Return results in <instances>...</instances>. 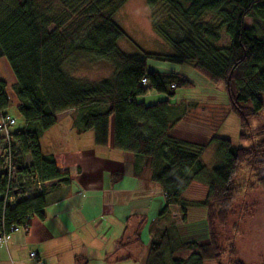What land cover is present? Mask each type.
<instances>
[{
    "label": "trees",
    "instance_id": "16d2710c",
    "mask_svg": "<svg viewBox=\"0 0 264 264\" xmlns=\"http://www.w3.org/2000/svg\"><path fill=\"white\" fill-rule=\"evenodd\" d=\"M126 1L0 0V58L7 60L15 77L17 110L25 125L11 132V166L18 177L36 174L43 184H67L68 176L56 171L52 158L41 155L39 137L55 125L57 114L80 111L72 120L75 133L91 132L94 146L104 148L113 117L112 148L148 161L149 180L164 196L162 214L176 206L183 221L182 194L192 183L207 187L205 200L199 204L206 211V240L173 248L170 238L175 228L169 225L162 230L164 234L158 232L156 241L150 240L147 264H164L162 252L155 253L167 249L169 243L170 253L195 250L188 259L172 260L171 264H221L219 230L226 227L232 214L236 179L243 167L264 192V118L253 131L249 125L264 110L259 99L264 95V0H144L153 32L173 50L167 55H125L118 50L117 41L124 33L112 18ZM209 16L214 20L206 21ZM246 19L251 20L250 28ZM222 28L229 39L227 47L215 45ZM81 58L107 62L111 77L91 85L68 77L63 66ZM149 63L186 64L210 85L223 84L229 111L238 118L242 130L238 139H251V145L236 147L217 137L200 145L171 137L169 131L180 119H169L170 99L177 90L192 84L180 73ZM4 89L0 80L1 112L8 105ZM151 91L168 99L152 105L136 101ZM210 146L222 162L206 176L200 159ZM25 156L30 159L29 166L23 163ZM6 184L0 177V222L6 227H27L31 216L43 218L45 192L9 207L4 203ZM25 190L21 185L17 193ZM230 264L243 263L234 260Z\"/></svg>",
    "mask_w": 264,
    "mask_h": 264
},
{
    "label": "crops",
    "instance_id": "0c3cea01",
    "mask_svg": "<svg viewBox=\"0 0 264 264\" xmlns=\"http://www.w3.org/2000/svg\"><path fill=\"white\" fill-rule=\"evenodd\" d=\"M190 109L179 108L172 119L180 120L169 134L204 145L210 134L185 116ZM79 113L57 114L55 125L42 134L47 144L38 143L41 155L51 157L56 171L66 174L69 182L44 184L43 218L31 216L26 231L0 245V264H147L150 240L156 241L158 232L169 225L175 228L173 248L185 243L176 206L168 207L167 213L174 208L172 222H159L166 216L164 196L149 180L148 161L114 150L110 131L104 148L94 146L91 132L77 135L72 120Z\"/></svg>",
    "mask_w": 264,
    "mask_h": 264
},
{
    "label": "rangeland",
    "instance_id": "374dc122",
    "mask_svg": "<svg viewBox=\"0 0 264 264\" xmlns=\"http://www.w3.org/2000/svg\"><path fill=\"white\" fill-rule=\"evenodd\" d=\"M112 20L124 33V37L118 40L116 44L121 53L125 55H139L141 53L167 55L173 53V50L153 32L150 11L144 0H127ZM213 20L214 18L211 16L206 18V21ZM245 24L247 28H250L251 20L246 19ZM228 44L229 39L225 29L222 28L220 40L215 45L227 47ZM149 64L160 70L178 72L192 84L191 88L177 90L175 97L170 99L173 104L169 110L168 117L170 120L174 118L179 108L189 105L191 109L185 113V116L194 120L196 125L202 126L210 134V137L228 140L236 147L251 145V139L245 141L238 139L242 130L239 127L238 118L229 111L228 98L223 84L210 85L186 64L180 66ZM63 71L68 77L83 85H91L111 77V68L108 63L95 58H81L77 63L64 65ZM0 80L4 83V92L8 103L4 113L15 120V125L11 129V132L14 133L22 130L25 125L17 110L18 101L14 90L15 77L5 58H0ZM166 99L168 97L165 94L151 91L137 97L136 101L145 105H152ZM259 99L264 105L263 94L259 95ZM263 118L264 110L258 117L249 121L250 130H255L262 123ZM65 121L70 122L68 118ZM109 131L113 139V117H110L109 120ZM244 132L246 133L247 130ZM38 143H41L42 146L47 144V136L43 138L41 135ZM200 160L206 169V176H210L211 170L220 166L222 162L213 146L205 150ZM23 163L25 166L30 165L28 156L23 157ZM236 180L238 189L233 201L232 214L228 218L226 227L220 229L218 235V243L221 248L220 263L230 264L234 260H239L243 264H264V192L253 184V178L245 167L241 169ZM206 189L204 183H192L181 196L182 206L185 209V219L182 221L179 220L178 216L175 218L182 224L179 232L181 240L185 243L191 240L200 243L207 238L206 228L204 224L203 227L201 224L205 219L206 211L199 206L205 200ZM173 210L174 208L171 209V211ZM170 212L159 222L162 224L172 222L175 218ZM131 227L130 232L136 228L135 225ZM140 229L143 234L144 227ZM164 233L162 231L161 234ZM144 235H147V232ZM171 244L169 243V247L162 250L164 264H171L172 260H186L195 251L194 249H183L170 253ZM203 264L217 263L206 261Z\"/></svg>",
    "mask_w": 264,
    "mask_h": 264
},
{
    "label": "built area",
    "instance_id": "2783aa9c",
    "mask_svg": "<svg viewBox=\"0 0 264 264\" xmlns=\"http://www.w3.org/2000/svg\"><path fill=\"white\" fill-rule=\"evenodd\" d=\"M141 84L145 85L146 80L142 79ZM15 125V120L10 116L0 111V139L2 147L0 149V177L6 179V189L4 193V203L13 207L21 200L32 195L46 192L45 185L41 183L36 174L25 175L18 177L14 173L11 166V145L13 143L11 129ZM25 185L27 190L23 193H17V189ZM20 230H27V227H22L15 224H10L6 227L3 221L0 222V245L5 244L10 236ZM30 258H35L34 253H30Z\"/></svg>",
    "mask_w": 264,
    "mask_h": 264
}]
</instances>
